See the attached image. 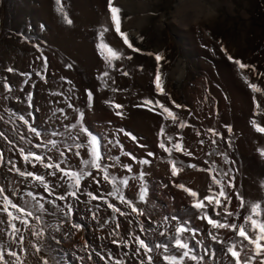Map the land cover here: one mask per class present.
<instances>
[{"label":"rangeland","instance_id":"1","mask_svg":"<svg viewBox=\"0 0 264 264\" xmlns=\"http://www.w3.org/2000/svg\"><path fill=\"white\" fill-rule=\"evenodd\" d=\"M178 1L129 0L128 3L130 5L129 9L133 12V17L136 20L135 25L139 28L138 36L141 38V43L149 50L154 51V54L157 52L165 54V59L161 61L162 73L173 66L178 56L186 59L187 76L181 81L182 102L186 105L193 103L196 111L190 112L186 116L175 107L170 109L177 115L176 122H184L188 125L190 118H197L199 125L196 130L193 129L187 135L183 134L184 128L181 129L179 126L174 130L173 126L175 124L171 118L165 119L166 114L162 115V110L155 106V101L158 100L161 104L168 107L166 87L169 85L171 76L164 79L166 94L156 93L153 81L157 65L154 55L150 56L144 52H133L113 40L116 46L112 47L115 50L119 49L118 51L123 53V58L115 62L116 67L114 69L109 70L107 68L97 48V44L100 42L98 33L102 26H107L101 13L102 7L107 4V0H62L65 10L73 21L71 26L63 23L61 15L56 11L55 0H0V110L1 112L4 110L7 114H9L10 110L25 114L26 118L30 119V123L41 130L42 140L46 143L48 140L56 139L59 141L58 147L61 150H63L64 143L71 145L76 136H79L81 141H86L87 136L79 131V127L77 129H66L64 127V125L75 123L79 111H83L85 113L84 125L94 134H98L99 137L103 138L101 140V151L105 153L106 162L114 163L113 160L108 158L119 156L122 164H130L133 169L132 173H128L123 168L117 167L110 169V173L118 176H131L138 174L143 168L149 174L146 177L149 187L150 182L158 180L157 178L154 179L153 176L155 177L154 173L159 172L160 169L153 163L150 166L137 163V161L143 159L141 158L142 154H147L146 151L149 149L147 144L145 145V140L144 144L142 143L143 146L140 143H136L138 139L143 141L142 138L145 135L140 129L154 125L155 120L159 118L160 122L155 131L153 127H149L146 131L151 137L146 136L147 134L144 137L158 139L157 147H159V140L161 141V139H165L167 142V137H172V142L174 143L182 137L184 147L189 151L188 143L196 136L198 138L197 141L193 140L197 145L190 143V146H192L190 148H195L196 153H198L199 149H202L205 144V139L202 138V127L208 119L211 110L219 107L209 103L211 102L209 97H212L213 93L218 90L223 89L221 86L226 87L224 77L220 76L222 75V69L212 65L219 58L218 48H223L233 57V62L239 59L242 63L255 66L254 71L252 67L241 70L234 64L236 70H238L235 73V77L238 76L234 77L236 79H234V83L237 89H240L238 91L239 93L241 92V104L244 107V113L240 118L236 117L238 116L237 113L234 114V107H226L231 112L227 120L223 121V116H220L222 112H219L215 115L213 123L207 125L208 133L212 134L209 129H214L216 133L221 135L211 137V141H209L211 149L206 153V161L208 166H210L212 161L216 162L215 167L218 174L228 173L222 179L225 184V191L232 196L230 207L235 212L237 210L235 207L236 203L239 204V201L236 199L235 192L227 187L228 180L233 176L235 177L236 189L240 191L245 201H254L256 192L264 193V186H262L264 185V170L260 169L261 163L259 162L262 160L264 165V156H261L259 152V149L264 148V133L257 132L251 122L255 119L257 123L264 126V0H211L217 9V15L208 23L194 26L196 29L188 34L182 32L186 27L175 20L174 10ZM180 12L184 17L188 18L190 16L191 18V13L185 9ZM42 25L43 28L41 27ZM109 33L110 29L105 33L104 42L110 45ZM184 36L187 38L186 41L183 39ZM37 45H39V48H37ZM128 56H131L132 59H127ZM45 57L47 58L46 80H42L35 73L43 68ZM95 57L96 60L100 61V65L97 63L93 67L92 61ZM68 64H72V67H66ZM8 67H12L14 72L8 73ZM105 70L110 72V78L107 79L108 87H104V82L98 79ZM124 71H127L129 75L125 76L123 74ZM28 72H32L33 75L28 80V83L25 84L26 77L21 75V73ZM145 76H147L145 78L147 79L146 82H144ZM244 76L248 77V81L243 79ZM212 78L215 79L214 82ZM238 79L242 81L240 82L241 84L238 83ZM5 81L12 85L10 92L4 88ZM249 83H255L261 91L253 92L248 87ZM89 90L93 93L91 103H89L87 96ZM61 92L69 97V101H66L63 96L56 94ZM29 93L32 95L31 108H29L26 100ZM226 95L228 96V94ZM227 96L225 97V103L233 106L232 98ZM146 98L151 99L154 106H142V102ZM68 102H71L74 107L69 108ZM257 103L260 105L259 109L256 106ZM115 104L122 105V108L117 109ZM60 108L64 109L66 119L64 114L57 111ZM30 111L34 118L27 116ZM117 112H121V115H117ZM6 121L11 122L9 115ZM226 126H231V133L228 132ZM161 127L164 128L163 136L160 133ZM0 128L2 132L3 126L1 123ZM7 129L9 130L5 133V136L8 135L7 140L3 137L0 138V147L3 146L4 148L2 147V149L5 151L4 159L6 161H15L16 167L20 168L21 171L26 169L35 171L37 174L46 175V178L51 180L53 184L58 183L59 173H57V177H48L46 170L39 164H37L35 169L32 168L31 164L26 165L18 148L24 147L26 152L31 149L38 154L44 152L46 157H52L54 163L61 159L59 152L55 149L49 152L43 148H31L29 144L22 141L20 139L21 133L31 137L33 144L39 143L40 138H36L29 133L27 126L21 121L16 120L15 125L12 123L10 129L8 127ZM122 129L123 131H121ZM53 131H57L62 135L52 136L51 133ZM69 132H71V136H69ZM127 132H131L137 139L133 142L131 136L125 134ZM140 133L143 135H140ZM149 138H146V140ZM201 140L204 141L203 144L200 143ZM213 140L216 141L215 144L212 143ZM229 140H231L230 145L228 143ZM9 141L13 143H9ZM150 143L152 144L151 140ZM160 150L161 159L168 163V154L162 149ZM65 155L68 157L72 170H79L83 167L81 159H89L86 148L81 149L80 157L75 155V149L71 153L65 152ZM225 155L227 159H225ZM132 156H137L136 161L132 159ZM172 157L177 161L183 162V170L186 173H191L199 168L196 157L195 161L190 159L194 158L192 155L188 156L183 153L173 152ZM45 162H47V158ZM189 164H196L197 167H188ZM61 166L64 167L65 165L62 164ZM9 168L10 165H6L2 170L0 169V186L5 188L4 194L8 195L14 203L29 209L32 208L34 202L25 193L29 190L43 193V189L30 187L25 178L14 171H9ZM92 172L93 176H96L101 183L98 185L91 177L82 182V192L80 193V201L76 206L74 221L84 224V228H94L93 230L97 231V235L107 237H110L109 231L115 228L116 222L120 225L119 230L126 232L125 236L131 231H138L134 221L129 223L130 219L128 216L124 217L118 214H115L116 219L111 223L105 224L104 228L99 227L100 223L108 220L114 214L102 201H89L86 193L91 191L96 195L101 192L106 194L111 190V186L103 181L102 173H98L96 170H92ZM190 176L188 174L187 178H181L179 183L189 184L191 182ZM28 179L30 180V178ZM137 181L130 180L129 185H131V182ZM193 189L198 190L201 196L205 190L204 187ZM54 190L57 195L63 194L66 186L56 187ZM124 191L128 199L136 201L139 187L129 190L128 186ZM14 192L16 195H13ZM178 192L183 193L188 200L191 199L182 189H179ZM43 194L47 197V193ZM161 196L163 198L162 201L167 205L168 197L166 195ZM21 197L23 198L21 199ZM47 198L51 199L52 197ZM109 200L125 211L124 207L126 206L120 205L113 198H109ZM150 200L149 195V203L147 205L138 204V206L147 207L150 211L154 209L152 214L155 219H160L162 217L160 216L162 208H171L170 204H173L172 202L174 201L170 197L168 200V202H171L168 203L170 207H166V205L157 206ZM58 203L63 202L58 201ZM96 205L100 206V211L98 219L93 220L89 209L95 210ZM46 207L51 211H55L52 205H46ZM242 210L245 211V209ZM169 211L167 210L165 215H170L171 212ZM47 219L52 224L58 222L56 216H50ZM0 221H3V223H0V244L5 249L12 248L19 252L17 244L12 242L7 234L10 229L6 213L0 212ZM16 224L17 227H21L23 230L22 225L18 221ZM24 235L26 237L24 246L29 249V254L24 257V264H42V262L38 261V257L30 254L33 250L28 245V239L35 240V237H30L27 232ZM55 235L61 239L59 246H56L54 241L50 239L46 240L45 243L60 249L65 245V240L60 233H55ZM80 240L84 244L87 241L84 239ZM107 241L110 242V240ZM69 243L68 252H70V255L60 253L65 257L68 264H73V261H77L79 264H87L84 251L79 249L81 248L80 245ZM99 246H101L100 251L104 246L103 241H100ZM41 254L43 255L44 253L42 252ZM75 257H83V260H76ZM5 259L13 260L12 257L7 255Z\"/></svg>","mask_w":264,"mask_h":264},{"label":"snow or ice","instance_id":"2","mask_svg":"<svg viewBox=\"0 0 264 264\" xmlns=\"http://www.w3.org/2000/svg\"><path fill=\"white\" fill-rule=\"evenodd\" d=\"M55 3L57 5L56 11L61 15L63 23L71 26L73 21L65 10L62 0H55ZM107 7L111 14V22L115 27L116 33L123 38V43L126 44L129 49H132L133 52H140L141 49L135 47L130 39L129 32L121 31L122 15L126 10H123L120 6L114 3V0H107ZM41 27L43 28V25ZM108 30L107 26L101 27L98 33L100 42L97 44V48L100 56L106 63L107 68L111 70L116 67L115 62L123 58V53L115 50L108 43L104 42V36ZM137 39L141 38L138 37ZM37 48H39V45H37ZM222 51H224L223 48ZM147 54L155 56L157 65L153 81L155 91L158 94H166L164 76L161 70V61L165 59V54L163 52H157L155 54L149 52ZM127 59L131 60L132 57L128 56ZM227 59L233 61L231 55H228ZM234 63L241 70L249 67H252L253 71L255 70V66H249L242 63L239 59H236ZM66 67L71 68L72 64H68ZM46 70L47 58L45 57L43 68L36 71L35 74L39 76L40 79L46 80ZM109 70H105L98 77V79L104 82V87H108L107 79L110 78ZM7 72L12 73L14 72V69L8 67ZM123 74L125 76L129 75L127 71H124ZM21 75L26 77L24 83L27 84L33 73H21ZM243 79L248 81L247 76H244ZM248 87L253 92L261 91L255 83H249ZM4 88L6 91L10 92L12 90V85L5 81ZM56 94L63 96L66 101H69V97L63 92ZM87 96L89 103H91L93 99V93L91 90L87 92ZM26 100L29 108H31L32 95L30 93L27 95ZM172 104L176 109L182 107L175 100H172ZM142 106L152 107L154 104L151 99L146 98L143 100ZM155 106H158L162 110V115L166 114L165 119L171 118L172 122L174 124L176 123L177 115L169 107L161 104L158 100L155 101ZM256 106L259 109L260 105L258 103ZM68 107L73 108L74 106L71 102H68ZM115 107L121 109L122 105L115 104ZM57 111L64 114L63 108H60ZM117 115H121V112H117ZM9 116L14 125L16 120L21 121L27 126L29 133L33 134L36 138H40L39 143L33 144L31 137H27L21 133L20 139L22 141L35 149L43 148L49 152L55 149L59 152L61 159L54 163L52 157H46L44 152L38 154L31 149L26 152L24 147L18 148L26 165L31 164L32 168L35 169L37 164H39L46 170L48 177H57V173L60 174L58 177L59 182L53 184L44 174H37L35 171H29L27 169L21 171L20 168L16 167L15 161H6L4 159L3 151L0 150V167L10 165L8 170L14 171L15 173H18L19 176L25 178L30 187L42 188L43 193H47V197H52L51 199H48L43 193L35 192L33 190L27 191L25 195L31 197L34 202L32 208L29 209L14 203L8 195L4 194L5 188L0 186V212L7 214V223L10 229L7 232L8 237L12 242L16 243L19 248L18 252L12 248L5 249L4 246L0 244V264H13V262L14 264H24V257L29 254V249L24 246L26 238L24 235L25 232L29 233L30 237H35V240L31 238L28 239V245L33 250L30 254L38 257L39 262H42V264H68L65 257L60 254L62 249L49 245L45 243V241L50 239L54 241L56 246H59L61 244V239L57 238L55 233H60L63 239H68L74 234L72 232L73 229L81 231L85 227L84 224L75 222L73 217L76 214V206L80 201L82 182L91 177L98 185L101 183L96 176H93L92 170L102 173L103 181L111 186V190L106 194L101 192L99 195H96L91 191L86 193L89 201H102L114 214L108 220L100 223L99 227L104 228L105 224L114 221L116 219L115 214H118L119 216H134V222L139 234H137L136 231H131L127 236H122L119 232L120 225L116 222L115 228L109 233V236L111 237L110 243L116 245L117 248L128 249V251H122L118 257L107 247L97 251L94 246L89 245V243L85 241L82 250L88 252V260L91 264H97V261L103 262V264H129L127 258L130 256L135 257V264H218L220 257L223 258L224 264H230L228 259L229 256L234 261V264H254L257 259H259V264H264V200L245 201L240 191L236 189L235 177L233 176L228 180L227 187L235 192L236 199L239 201V208L235 212H232L230 210L232 197L225 191V184L222 179V177L227 176L228 173L218 174L215 167V161H212L207 168L200 169L201 171H206L210 176L211 182L208 185L207 194L201 196V193L198 190L186 187L184 183H175V187L182 189L189 197H191L190 206L184 209L183 216L177 212L170 215H163L160 219H155L152 214L154 209L150 211L147 207L138 206V204L147 205L149 203V187L146 179L149 174L145 172L143 168H141L138 174L131 176H118L116 174H111L109 170L112 168H123L128 173H132L133 169L130 164H122L119 156L108 158L113 160L114 163L106 162L105 153L101 151V140L103 138L99 137L98 134H94L84 125L85 113L83 111H79L75 123L64 125V127L66 129H77V127H79V131L86 134V141H81L80 137L76 136L71 145L64 143L63 150L58 147L59 141L56 139L48 140L45 143L42 140L41 130L34 127L33 124L30 123V119L26 118L25 114H19L14 110H10ZM27 116L34 118L31 111ZM64 118H67L66 114H64ZM0 119H2V117H0ZM251 122L255 126L257 132L264 133V126L257 123L255 119ZM178 126L183 129L187 125L184 122H180ZM226 127L228 132L231 133V126ZM121 131H123V129ZM209 131L214 135H221L220 133H216L214 129H209ZM160 133L163 136V127L160 129ZM125 134L131 136L133 140L137 139V137L132 135L131 132ZM51 135L60 136L62 134L53 131ZM197 135H199V133H197ZM69 136H71V132H69ZM0 137L7 140V136H5L3 132H0ZM172 140V137H167V142L165 139H161L159 148L168 154L167 162L171 166V175L172 177H177L183 171L184 164L182 161L173 159V152L183 153L188 156H191L192 153L184 147L182 137L174 143ZM9 143L13 142L9 141ZM117 143H119V141H117ZM200 143L203 144L204 141L201 140ZM212 143L215 144L216 141L213 140ZM228 143L230 145L231 140H229ZM169 144L170 146H168ZM85 148L87 149L89 159H81L83 167L79 170H72L65 152L71 153L73 149H75V155L80 157L81 149ZM259 152L261 156H264V148L259 149ZM153 155L152 152L147 153L148 157H152ZM209 155H211V153H209ZM46 158L47 162H45ZM132 159L136 161L135 156H132ZM225 159H227L226 155ZM151 162L152 161L149 159L137 161L140 165L149 166ZM205 163L208 164L207 161H205ZM62 164L65 166L62 167ZM188 167L196 168L197 165L189 164ZM28 178H30V180ZM130 180L140 181L138 196L135 202L128 199L124 191V189L129 186ZM65 186L66 190L63 194L57 195L55 193L54 189L56 187ZM13 195H16V193L14 192ZM22 198L23 197H21V199ZM109 198L118 201L120 205L126 206L130 211H123L121 207H118L116 203L111 202ZM58 201L63 203H58ZM46 205H52L55 211H51ZM240 209H246V214L243 216V222L238 223L237 221H239L241 216ZM99 211V205L95 206V210L92 208L89 209L93 220L98 219ZM57 214L59 215L57 216ZM50 216H56L58 222L55 224L49 223L47 217ZM142 217L147 220L148 226H145V220L141 219ZM230 217L232 218V222H229ZM17 221L22 225L23 230L21 227H17ZM196 221L206 222V225L208 226L207 230L197 225L195 223ZM0 223H3V221H0ZM129 223H133V221L130 220ZM221 229H227L233 232L234 238L230 241H225L219 236V230ZM249 232L252 233L251 236L249 235ZM206 240L208 243L205 242ZM243 241H247V245H244ZM216 245H220V247H216ZM238 245L239 251H237ZM245 247L249 249L251 254L249 255L245 253V257L242 260L241 252L245 251ZM42 252L44 253L43 255L41 254ZM93 254H95V257L97 258L96 260L93 259ZM6 255L12 257L13 260H6ZM76 259L82 261L83 257H76Z\"/></svg>","mask_w":264,"mask_h":264},{"label":"bare ground","instance_id":"3","mask_svg":"<svg viewBox=\"0 0 264 264\" xmlns=\"http://www.w3.org/2000/svg\"><path fill=\"white\" fill-rule=\"evenodd\" d=\"M128 2H129V0H114V3H116L118 6H120L123 10H126V11L123 12V15H122V27H121V31H127V32H129L130 39L132 40V42H133V44H134L135 47H139L141 49L140 52H144L145 54L151 52V53L154 54V51L149 50L145 45H143L141 43V39H137L139 37L138 36V34H139L138 33L139 32V28H138L137 25H135V21L136 20L133 17L134 16L133 15V12L129 9L130 8L129 7L130 5H129ZM187 2H188V0H179L177 2V5L175 7V10H174L175 11V14H174L175 20L181 22V25L186 27V29L182 31L185 34L192 33L196 29V27L194 28V26L191 23L190 16H188V18H186L180 12L183 9H185V6H186V3ZM102 8H103V10L101 11V13L103 14V16L105 18L104 21H106V24L108 26V29H110V33H109L110 34L109 35L110 37H108L109 39H111V40H109L110 41V45L111 46H116V44L114 43V41H117L121 46H123L124 48H127L128 50H131L132 51V49H129L127 47V45L123 43V38L118 33H116L115 27H114V25L111 22V14H110V12L108 10L107 4H106V6H104ZM179 8H180V10H179ZM183 39L185 41L187 40V38L185 36L183 37ZM91 48H93V47H91ZM217 52L219 53L218 54L219 58L216 61H214L212 65H215L216 67H220V69H222V75H220V76L221 77H224L225 83H226V85H225L226 87L221 86V87H223V89H221L222 91L221 90H218L216 93H213V96L211 95L212 97H209V99L211 100V102H209V103L214 104L215 107H216V105H218L219 107L217 106L218 108H215V109H213L214 108L213 107L212 108L213 110L210 109L211 112L206 109L208 112H210V114L208 115L209 117H208V119L206 120V122L204 123V125L202 127V129H203V131H202V138L205 139L204 140L205 141V144L202 146V149H204V150H202L200 148L199 149V152L196 153L197 151H195V148H190V147H192V146H190V143H193V145H197V143L194 141V140L197 141V139H198V138H196V136H195L196 139L191 136L194 140L191 139L190 140V143H188L189 144V148L188 147L187 148L189 149V151L192 153V156L194 157V158H190V159L193 160V161H195V157H196V161H197V164H198V167H199L198 169H195L191 173H188V172L186 173L183 170L177 177H172L170 164L164 162V160L161 159V156H162V154L160 153L161 150H160L159 147H157L158 146V139L157 140L156 139H153V138L150 139L149 138V137H151L150 134L148 132H146L149 127H153V129L155 131L156 127H158V125H159V122H160L159 120L160 119L159 118L156 119L155 122H154V125H152V126H149V127L146 126V127L142 128V129L138 128V129H140L142 131L143 134H145V135L147 134L146 136H149V137H144L145 135H143L142 133H140V135H143V138H142L143 141L140 140V139H138V141L136 143H140L142 145V143L145 140V145L147 144V146H148L147 148H149V149H147L148 151H146V152L147 153L148 152H152L154 154L153 156H155L154 159H153V156L152 157H148L147 154L145 153L146 155L145 154L144 155L142 154L143 157L141 156V158H143V159L145 158V159L151 160L152 161L151 164L153 163V164L157 165L159 167V169H160L159 172L154 173L155 177L152 175L154 179L157 178L158 180H155V181L150 182L151 183L149 185V188H150L149 195H150V199H151L150 201L151 202H154V204L157 205V206H164L166 204H164V202L162 201L163 198H162L161 195H166L168 197V200L170 199V197H171V200L172 201L174 200L172 202L173 204H170L172 206L171 208L166 209L165 207H163L162 208V211L161 212L159 211L160 212V216L165 215V213L167 212V210H170L169 212H171V214L179 212V214L181 216L184 215V209L187 208L188 206H190V204H191V201L190 200L191 199L188 200L187 197L186 198L184 197L183 193L178 192L179 189L177 187H175L174 184L175 183H179V180L181 178L182 179L187 178L188 174L191 175L190 176L191 177V182L189 184L185 185V186L186 187L195 188V189L196 188H199V187H201V188L204 187L205 190L203 192V195L204 194H207L208 185L211 182L210 176H209V174L206 171H201L200 170L203 167L204 168H207L208 167V164L205 163L206 158H207L206 157V155H207L206 153L211 149V144H210L209 141H211V137L214 136L213 133L210 134V133L207 132V125H210V124L213 123V120H214L215 115L218 114L219 112H222V114L220 116H223V121L224 120H227L228 119V116L231 115V112L229 110H227L229 108H226V107H234V109H235V112L233 111L234 114H236V113L238 114V116H236V117H239L240 118V116L244 113L243 112L244 111V107H243V104H241L242 103V101H241L242 98H241V95H240L241 92L239 93L238 90H240V89H237L236 84L234 83V79L238 76L237 75L235 77V73L238 72V70H236V66L234 65L235 63L233 61H229L227 59V56L230 55V54H228L225 51V49H224V51H222L221 48H218ZM93 61H92V66L93 67H95L97 65V63L100 65V63H99L100 61H98V59L96 60V57L93 58ZM145 78H147V76H145L144 79ZM146 80L147 79H145L144 82H146ZM212 80L214 82L215 79L212 78ZM181 81L175 80L172 76L170 77L169 85H168V87H166L167 88V103H168V107L169 108H173L175 106L172 104V100H175L177 103H179L182 106L180 109H177V110L178 111H181L183 115H186V114H188L190 112H194L196 110L194 109L195 106L193 105V103L186 105V104H184L182 102L183 101V95H182V89H181L182 88ZM216 82H217V80H216ZM235 82H237V81H235ZM240 82H242V81L239 80L238 83H240ZM223 83H224V81H223ZM238 83H237V85H238ZM211 94H212V92H211ZM226 94H228V96ZM226 96L229 97V98H232V100H233V103H232L233 106L225 103L226 102V99H225ZM210 107H211V105H210ZM97 110H99V109H97ZM238 112L240 113V115H239ZM192 117H193V115H192ZM178 125H179V122H176L175 125L173 126L174 130L177 129V126ZM198 125H199V122H198V119L197 118H194V117L193 118H190L189 119V122H188V125L184 128L183 134H186L187 135L188 133H191L193 131V129L196 130V127H198ZM200 125H202V124H200ZM146 138H149V139H147L148 142H147ZM150 140L152 141V144L150 143ZM133 142H134V140H133ZM159 142H160V140H159ZM130 143H131V141H130ZM130 143H128V144H130ZM143 151L145 152V150H143ZM125 154L127 155V153H125ZM185 159L188 160L189 158H185ZM259 162L261 163V165L259 163L260 169L261 170H264V165L262 164V160L259 161ZM148 180H150V179H148ZM139 184H140V181L139 180L137 182H131V185H129V190L130 189L132 190V188L137 189L139 187ZM254 195H255L254 201H256V200H264V193H262V192H256ZM167 197H165V198H167ZM168 200L166 201V199H165V201L167 202L166 207L169 206L168 203H171V202H168ZM235 203H236V201H235ZM235 207L238 209L239 208V204L236 203V206ZM124 209H125V211H130V209H128L127 207H124ZM230 210L232 212H234L232 210V207H230ZM245 211H246V209H245ZM245 211H243L242 209H240L241 216H240L239 221H237L238 223L243 222V220H241V219H243V216L246 214ZM189 214H191V213H189ZM128 217H129L130 220L135 221V217L134 216H128ZM141 219H144L145 220V226H148L147 220L145 218H143V217ZM229 222H232V218L231 217L229 218ZM195 223L197 225H199L200 227L205 228V230H207V227L208 226L206 225V222L196 221ZM93 229L90 228V227L89 228H87V227L86 228H83L81 231H76L75 229H73L72 232L74 234L70 238L64 239L65 240V245H63L64 247L62 246L63 248L62 247L60 248V249H62V253L63 254H69L70 253V252H68L69 251V247H68V243L69 242H71V244H73V245L79 244L80 247H81L79 249H83V246H84L83 244L84 243L83 242L81 243V240L80 239L87 240L88 243L91 246H94L97 251H99V249L101 247V246H99L100 241H103L104 246L102 248L107 247L108 249H111L112 252H113V254L116 255L117 257L120 255V253L122 251H128V249H120V248H117L116 245H113V244H111L110 242L107 241V240H111V237H107V236H104V235H97L96 234L97 231L95 232ZM119 232H120V234L122 236H125L126 235L125 234L126 232H124L122 230H119ZM136 232H137V234H139L138 231H136ZM109 233H110V231H109ZM249 235L251 236L252 233L249 232ZM219 236L221 238H223L225 241H230L232 238H234V233L231 232V231H229V230H227V229H222V230H219ZM205 242L208 243L207 240ZM243 243H244V245H247V241H243ZM216 247H220V245H216ZM237 251H239V245L237 247ZM83 253L86 255L87 264H91V262L88 260V252L87 251H84ZM245 253H247L249 255L251 254V252L249 251V249L247 247H245V251L244 252H241V259L242 260L245 257ZM218 256H219V253H218ZM72 257H70V258L72 259ZM75 259H76V257H75ZM93 259L94 260L97 259L95 257V254H93ZM127 259L129 261V264H135V257L130 256ZM228 259L230 261V264H234V261L232 260V258L230 256H229ZM206 260H207V257H206ZM73 264H79V263L77 261L76 262L73 261ZM97 264H103V262L97 261ZM218 264H224V261H223V258L222 257H220V259L218 261ZM254 264H259V259H257L254 262Z\"/></svg>","mask_w":264,"mask_h":264},{"label":"clouds","instance_id":"4","mask_svg":"<svg viewBox=\"0 0 264 264\" xmlns=\"http://www.w3.org/2000/svg\"><path fill=\"white\" fill-rule=\"evenodd\" d=\"M185 10L191 13V23L193 26L208 23L217 15V9L211 0H188ZM162 74L164 79L172 76L177 81L183 80L187 76L186 59L178 56L173 66Z\"/></svg>","mask_w":264,"mask_h":264},{"label":"crops","instance_id":"5","mask_svg":"<svg viewBox=\"0 0 264 264\" xmlns=\"http://www.w3.org/2000/svg\"><path fill=\"white\" fill-rule=\"evenodd\" d=\"M8 115L9 114H7V113H5L4 112V110L1 112V110H0V116L2 117V119H0V123H1V125L3 126V133L5 134L6 132H8L9 130L7 129V127L10 129V126H11V122L10 121H6V119H7V117H8ZM10 125V126H9ZM1 129V128H0ZM1 132V131H0ZM23 133H24V131H23ZM6 135V134H5ZM25 136H27L26 134H24ZM7 137H8V135H7ZM1 138V137H0ZM2 146V145H1ZM3 147V146H2ZM2 147H0L1 149L0 150H2L3 151V153L5 154V151L2 149ZM4 148V147H3ZM2 168L3 167H0V169L2 170Z\"/></svg>","mask_w":264,"mask_h":264}]
</instances>
